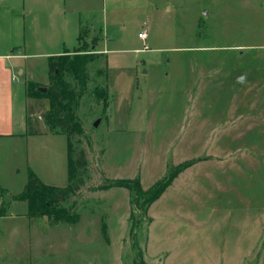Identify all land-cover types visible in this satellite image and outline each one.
I'll use <instances>...</instances> for the list:
<instances>
[{"label":"rangeland","instance_id":"374dc122","mask_svg":"<svg viewBox=\"0 0 264 264\" xmlns=\"http://www.w3.org/2000/svg\"><path fill=\"white\" fill-rule=\"evenodd\" d=\"M145 2L140 11L108 3L117 21L105 28L96 0L99 14L82 19L104 33L84 25L77 43L69 39L71 57L105 53L63 84L70 153L84 151L88 171L57 205L79 216L73 225L30 218L26 202L11 201L29 171L49 186L69 182L68 137L47 123L49 62L31 60L46 92L27 98L30 143L0 144L3 166L10 157L15 168L0 184V264H133L137 255L146 264H264V0ZM104 87L107 110L96 92ZM185 163L147 219L127 189L101 190L139 179L148 191Z\"/></svg>","mask_w":264,"mask_h":264},{"label":"crops","instance_id":"0c3cea01","mask_svg":"<svg viewBox=\"0 0 264 264\" xmlns=\"http://www.w3.org/2000/svg\"><path fill=\"white\" fill-rule=\"evenodd\" d=\"M7 1L0 0V144L15 145L17 143L23 148L25 142L27 145L34 137L30 133L28 110H26L27 98H29L28 84L35 82L31 77L33 65L31 60L37 58L48 60L53 56L64 54L69 50L71 37L76 40V43L78 42L84 25L88 26L92 32L102 30L104 33V29L96 20L90 23L92 17L89 21L82 19V13L86 10H89L92 15L99 14L95 9L96 0ZM102 1L101 13L105 28L109 21L112 23L117 21V13L113 18L108 16V3L112 8L117 3L127 4L137 11L144 10L147 6L146 0ZM115 8L112 10L114 11ZM144 46L146 50L149 49L148 44ZM57 48H62V51L55 50ZM100 51L104 53L102 49ZM138 51H144V49ZM43 133L48 132L41 134ZM11 151L13 150L9 149V152ZM23 155L28 156L25 151ZM5 159L6 165L3 166L0 158V184L2 185H4L2 179L14 166L10 157ZM32 160L33 157L28 156L29 169H33ZM25 181L22 182L21 187ZM0 189L8 194L6 189L2 187Z\"/></svg>","mask_w":264,"mask_h":264},{"label":"trees","instance_id":"16d2710c","mask_svg":"<svg viewBox=\"0 0 264 264\" xmlns=\"http://www.w3.org/2000/svg\"><path fill=\"white\" fill-rule=\"evenodd\" d=\"M93 41V43H96V40ZM94 45L97 47L96 44ZM104 54L105 53L96 54L95 50H92L91 52L74 54L73 57H71L72 55L70 53L65 52L62 55L53 56L48 59L50 87L45 97L48 98L50 102L51 110L47 116V123L54 135L65 134L68 137L69 182L66 187L49 186L40 180L35 173L29 171V179L25 185V190L21 194L13 196L12 201L26 202L28 204V216L30 218H42V216H47L49 220L55 223L64 222L71 225L80 220L77 214L70 216L71 214L69 211L57 207L58 204L67 202L72 195L81 190L82 186L85 184L83 176L88 174L84 151H80L77 155L70 153V138L74 134V127L71 121L66 119L64 113L63 105L67 100V95L63 84H65L67 76L69 75L73 76L75 79H79V74L83 73L90 63L96 62V60L104 56ZM38 88V84L32 82L28 84V94L30 98H38ZM96 92L98 99L103 100L104 108L106 110L109 109V94L107 88L98 89ZM189 166V163H185L174 171L170 168L166 177L162 181L156 183L151 190L148 191L143 189L139 179H135V181L123 179L111 181L110 183L104 184L101 190L104 191L114 188L127 189L130 192L132 204L141 208L143 217L147 219L148 212L153 204L163 196L167 189L172 186V183L179 174ZM0 216H5V213H0ZM131 217L134 220L135 216L133 212ZM152 221L153 219H149L150 224ZM104 234H106V226L104 227ZM133 264H146L144 255H137Z\"/></svg>","mask_w":264,"mask_h":264},{"label":"built area","instance_id":"2783aa9c","mask_svg":"<svg viewBox=\"0 0 264 264\" xmlns=\"http://www.w3.org/2000/svg\"><path fill=\"white\" fill-rule=\"evenodd\" d=\"M138 38L140 39V40H142L143 42H144V44H145V42L147 41V39H148V31H143V32H141L139 35H138ZM146 47V46H145Z\"/></svg>","mask_w":264,"mask_h":264},{"label":"water","instance_id":"95a60500","mask_svg":"<svg viewBox=\"0 0 264 264\" xmlns=\"http://www.w3.org/2000/svg\"><path fill=\"white\" fill-rule=\"evenodd\" d=\"M39 90L41 91V92H46V88H39ZM99 122L97 121L96 123H95V126H98L99 124H98Z\"/></svg>","mask_w":264,"mask_h":264}]
</instances>
